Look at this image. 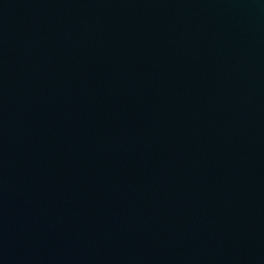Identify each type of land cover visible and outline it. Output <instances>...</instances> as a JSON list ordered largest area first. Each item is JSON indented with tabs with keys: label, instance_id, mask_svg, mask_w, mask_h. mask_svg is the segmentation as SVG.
Here are the masks:
<instances>
[{
	"label": "water",
	"instance_id": "1",
	"mask_svg": "<svg viewBox=\"0 0 264 264\" xmlns=\"http://www.w3.org/2000/svg\"><path fill=\"white\" fill-rule=\"evenodd\" d=\"M0 264H264V0H0Z\"/></svg>",
	"mask_w": 264,
	"mask_h": 264
}]
</instances>
